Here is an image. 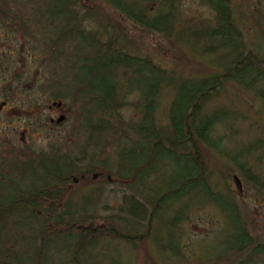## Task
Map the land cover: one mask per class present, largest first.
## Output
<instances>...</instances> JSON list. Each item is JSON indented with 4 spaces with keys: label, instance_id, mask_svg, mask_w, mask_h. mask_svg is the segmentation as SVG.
<instances>
[{
    "label": "trees",
    "instance_id": "16d2710c",
    "mask_svg": "<svg viewBox=\"0 0 264 264\" xmlns=\"http://www.w3.org/2000/svg\"><path fill=\"white\" fill-rule=\"evenodd\" d=\"M182 3L0 0V77L16 52L5 51L4 43L17 45L20 58L32 54L39 65L33 75L15 73L2 101L9 103L12 93L27 95L22 84L28 76L33 92L75 112L70 137L84 138L79 153L63 137L50 138L40 151L0 142V264H98L96 247L114 249L111 264H135L148 241L151 264L179 262L182 223L207 204L233 213L235 231L223 238L233 243L221 254H243L240 264H264V240L249 233L232 189L213 183L205 157L208 149L216 151L213 136L225 138L215 127L230 119L228 111L220 117L214 112L226 88L252 91L264 104V41L246 42L232 0H201L212 15L192 22L181 19ZM110 9L178 45L194 66L179 72L133 51ZM218 51L224 61L206 59ZM196 58L203 67H195ZM128 106L133 114L126 116ZM236 169L250 177L245 163ZM253 182L264 191V180ZM162 225L165 243L154 238ZM121 249L127 262L118 259Z\"/></svg>",
    "mask_w": 264,
    "mask_h": 264
},
{
    "label": "rangeland",
    "instance_id": "374dc122",
    "mask_svg": "<svg viewBox=\"0 0 264 264\" xmlns=\"http://www.w3.org/2000/svg\"><path fill=\"white\" fill-rule=\"evenodd\" d=\"M232 1L236 18L242 28L246 42L251 43L252 40L263 42L264 33L261 30H264V0ZM86 2L89 4L88 1ZM108 11L107 13L112 20L121 18L114 10ZM211 15L208 6L201 3V0H183L180 9L182 20L200 21L210 18ZM119 23L125 27L127 39L132 41L131 48L133 51L143 55L149 54L162 66L179 72H188L194 66L189 61L191 58L181 53L182 49L178 45L171 44L161 34L146 32L123 18L119 20ZM7 47L15 49L18 53L19 47L17 45L13 46L12 43L2 45L5 51H7ZM16 52L10 58L8 70L3 72L0 77L1 105H4L1 103L3 88L7 83L13 81L15 73L25 75L26 72L30 71L33 75L36 68L39 69V65L32 60V54L24 53V56L20 58ZM229 54L232 52L229 51ZM223 56L224 52L218 51L216 54L206 56V59L219 62L220 60L224 61ZM195 61L197 62V58ZM195 67L201 68L203 66L197 62ZM40 71H42L41 68ZM28 78V76L27 78L24 76L25 81L23 80V84L21 83L28 89V94L12 93L13 96L10 97L9 103L5 107H0V142L8 144L11 140L13 144L25 145L40 151L47 148V142L50 138L53 140L63 137L70 150L73 149V153H79L77 149L78 146L79 150L82 147L84 138L82 136L79 138L70 137L75 112L67 111L66 105L59 111L49 110L47 107L53 101L45 94L33 92L32 80ZM168 96L165 94L163 102L167 100ZM34 98L36 102L33 105L30 102ZM216 99L215 106H219V108L215 110L214 116L220 117L228 111L227 115L230 116V119L224 122L222 127H215V133L223 135L225 138L219 142V136H213V140L217 141V147H215L216 151L208 149L205 152L207 167L212 175V181L217 187L232 189L237 207L246 219L249 233L257 239L264 240V191L259 190L253 182L256 179L264 180V104L252 91H245L234 86L229 89L226 88L225 92ZM76 108L78 109L77 106L72 107L73 110ZM123 113L126 116L132 115V106L126 107ZM59 114H65L67 119L59 127L51 128L49 118L56 119ZM159 115L161 118L164 116L162 110ZM258 140L261 142L257 146ZM93 148L88 149L87 153H91ZM247 150L251 153H248ZM104 157L105 153L102 154L101 158L99 157V160L104 159ZM244 163L249 170L250 177L243 176L236 169V165ZM172 169V173H174L176 168L173 167ZM234 176L240 180V191L234 183ZM115 202L111 200L108 203L112 205ZM99 208V211L103 213V208L101 206ZM232 220L233 213L227 210L222 211L212 205H201L193 209L187 220L182 223L184 226L182 228L184 236H182L183 257L179 262L171 258L170 264H240L244 257L243 254L236 257L228 252L225 253L226 255L221 254L228 250L233 243V240L225 241L223 239L227 234L235 231ZM166 228L165 225L157 226L156 231H154V238L157 241L167 242ZM151 251L154 253L153 246L148 241L137 252L134 259L135 264H151L148 261V258L153 261L152 255H150ZM94 252L98 258H101L98 264H111V259H116V253L112 247L108 250L96 247ZM118 259L127 262L130 256L121 249L118 252ZM238 260L239 262H237Z\"/></svg>",
    "mask_w": 264,
    "mask_h": 264
},
{
    "label": "water",
    "instance_id": "95a60500",
    "mask_svg": "<svg viewBox=\"0 0 264 264\" xmlns=\"http://www.w3.org/2000/svg\"><path fill=\"white\" fill-rule=\"evenodd\" d=\"M52 106H55V107H61L62 106V102L61 101H53L52 102ZM65 118V115L63 114H60L58 116V118L56 119V122L59 123L61 122L63 119ZM234 183L237 187V189L240 191L241 190V183H240V180L237 176H234Z\"/></svg>",
    "mask_w": 264,
    "mask_h": 264
},
{
    "label": "flooded vegetation",
    "instance_id": "af4514ba",
    "mask_svg": "<svg viewBox=\"0 0 264 264\" xmlns=\"http://www.w3.org/2000/svg\"><path fill=\"white\" fill-rule=\"evenodd\" d=\"M1 103H3L4 105H1V104H0V107H1V106H2V107H5V105H7V104H6L5 102H3V101H2ZM62 107H63V106H61V107H55V106H52V104H51L50 106H48V108H49L50 110H56V111L61 110ZM56 111H55V112H56ZM59 115H60V114H59ZM59 115H58V116H59ZM63 115H65V114H63ZM57 118H58V117H57ZM57 118H56V119H57ZM56 119L53 118V117H50V118H49V122H50L51 124L56 123V124H59V125H60V124H62L63 121L65 120V118H64L61 122L57 123V122H56Z\"/></svg>",
    "mask_w": 264,
    "mask_h": 264
}]
</instances>
